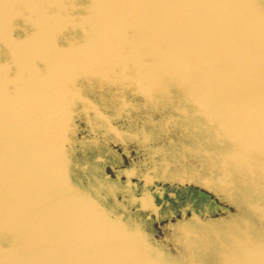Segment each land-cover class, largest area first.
<instances>
[{
  "label": "water",
  "instance_id": "obj_1",
  "mask_svg": "<svg viewBox=\"0 0 264 264\" xmlns=\"http://www.w3.org/2000/svg\"><path fill=\"white\" fill-rule=\"evenodd\" d=\"M0 264H264V0H0Z\"/></svg>",
  "mask_w": 264,
  "mask_h": 264
}]
</instances>
